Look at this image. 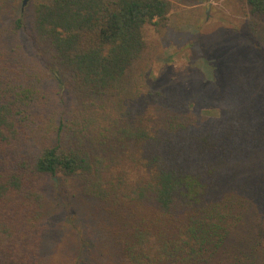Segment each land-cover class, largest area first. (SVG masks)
<instances>
[{
  "label": "trees",
  "instance_id": "trees-1",
  "mask_svg": "<svg viewBox=\"0 0 264 264\" xmlns=\"http://www.w3.org/2000/svg\"><path fill=\"white\" fill-rule=\"evenodd\" d=\"M240 1L264 18V0ZM8 4L0 0V264H210L252 196L264 197V84L227 94L219 83L213 118L160 91L124 101V78L149 47L144 28L165 27L172 0L36 2L35 59L8 39L24 29ZM37 61L71 101L44 98ZM58 176L96 238L62 253L47 222Z\"/></svg>",
  "mask_w": 264,
  "mask_h": 264
},
{
  "label": "rangeland",
  "instance_id": "rangeland-1",
  "mask_svg": "<svg viewBox=\"0 0 264 264\" xmlns=\"http://www.w3.org/2000/svg\"><path fill=\"white\" fill-rule=\"evenodd\" d=\"M8 1L10 10L22 16L24 25L18 37L9 35L8 39L11 43L21 42L35 59L38 54L32 46L31 8L36 2L48 0H27L23 8V0ZM172 3L165 27L144 28L149 47L124 78L122 99L160 91L190 100L194 109L207 117H218V100L213 96L219 83L227 94L264 84V18L248 15L240 0H172ZM39 50L49 59L43 48L39 46ZM37 64L46 77L42 87L44 98L55 103L62 99L66 103L71 101L72 95L63 83L60 81L61 87H56L51 80L56 71L46 61ZM57 108L47 116L58 112ZM45 125L51 130L52 122ZM54 180L55 191L48 199L52 211L47 219L52 246L56 253L70 252L78 247L80 236L96 240L91 230L95 224L85 218L88 210L78 200L77 191L70 186L72 182H65L62 176ZM261 196L249 198L244 224L210 264H264V197Z\"/></svg>",
  "mask_w": 264,
  "mask_h": 264
},
{
  "label": "water",
  "instance_id": "water-1",
  "mask_svg": "<svg viewBox=\"0 0 264 264\" xmlns=\"http://www.w3.org/2000/svg\"><path fill=\"white\" fill-rule=\"evenodd\" d=\"M27 0H23L22 2V8L25 6Z\"/></svg>",
  "mask_w": 264,
  "mask_h": 264
}]
</instances>
